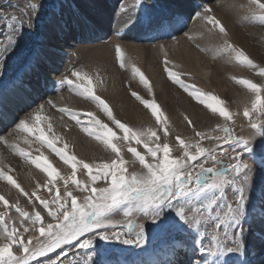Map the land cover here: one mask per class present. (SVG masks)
Segmentation results:
<instances>
[{"label": "snow or ice", "instance_id": "1", "mask_svg": "<svg viewBox=\"0 0 264 264\" xmlns=\"http://www.w3.org/2000/svg\"><path fill=\"white\" fill-rule=\"evenodd\" d=\"M142 3L143 0H133L131 10L122 7L127 14V19L123 20L126 25ZM216 6L243 12L246 20L264 27L262 0H248L247 4L234 0L231 4ZM38 7L39 0H24L13 11L0 9L5 29L0 33V74L6 53L14 47L17 36L25 26L33 27ZM193 20L196 29L184 33V38L201 53L208 55L215 51L216 56L229 58L235 53L238 63L257 71L264 80V67L256 65L243 50L230 43L227 28L216 16L212 3L202 5ZM119 35L117 33L114 49L120 69L127 70L131 65L133 78L138 76L151 95L149 80L126 58ZM217 36L221 43L214 50L198 42L199 39L212 42ZM171 40L173 45L155 46L163 53L162 64L167 77L213 114L218 113L224 118L223 122L207 129L198 128L187 114H182L192 133L183 136L154 100L143 99L129 87L131 95L149 109L155 119L152 126H131L116 118L105 100L94 93L92 76L82 74L79 68H69L58 81L57 92L67 87L69 92L94 103L108 123L92 112L81 114L61 106L59 101L63 97L57 96L26 113L15 127L0 136V144L47 176L43 183L37 181L29 192L7 174L4 170L7 165L0 158V181H6L17 190L12 200L0 194V264H92L95 253L88 250L93 248L97 238L142 247L147 242L145 223L164 229L168 226L166 214L170 213H175L180 222L198 232L196 243L201 253L215 255L242 249L243 229L239 225L250 179L244 174L248 163L243 154L252 150L258 135L264 134V83L232 77L250 93L239 104L252 132L249 136L238 134L229 123L234 113L223 106L225 101L190 86L181 78L190 79V74L174 70L178 66L169 60L168 49L178 40L176 37ZM94 79L97 84L102 81L99 74ZM43 112L47 115H41ZM57 113L65 129L70 127L65 120L68 117L84 134L98 142L102 151L110 152V157L87 161L70 154V144L62 134L53 131ZM170 134H174V143L169 141ZM29 135L35 137L41 148L46 146L63 165L69 166L70 174H62L43 152L33 158L21 148V140L30 143ZM141 146L143 150H138ZM125 150L129 154L127 158L123 154ZM78 166L86 179H78ZM8 171L12 169L8 167ZM228 186L235 192L234 196L226 194ZM41 189L48 192L47 198L39 194ZM21 196L31 205V211L22 206ZM193 264L202 262L196 260Z\"/></svg>", "mask_w": 264, "mask_h": 264}, {"label": "rangeland", "instance_id": "2", "mask_svg": "<svg viewBox=\"0 0 264 264\" xmlns=\"http://www.w3.org/2000/svg\"><path fill=\"white\" fill-rule=\"evenodd\" d=\"M53 1L55 0H39L40 3L37 13H39L41 16L39 14H37V16L41 18L43 15H45L47 13L46 11L49 8V5ZM75 1L77 3L81 2V0H75ZM125 1L127 2L131 0H118V3L120 5ZM12 2H16V4L14 5L11 4V5L19 7L24 3V0H21L22 3L19 0H11L10 3ZM145 2L146 3L141 4L140 8L145 6L147 3H151L150 0H145ZM159 2L161 3L160 5H164V8L167 9V11L159 10L158 11L159 14H157L156 16L157 18L169 19L170 16L180 17L181 15H184L185 19L183 21L184 23L182 22L183 25L181 24L175 30L171 31L169 36L166 38H163L161 40H155L150 44L146 42L143 43L144 47H146L149 44L148 47L152 48L154 54L153 59H148L151 57L147 55H142L141 57L137 56V58L134 59V56H132L133 54L127 55L123 47L126 58L132 61L136 67L138 68L140 67L139 69L141 70V72L149 80L150 87L152 88V94L149 95L145 86L140 83L138 76L133 78L130 65L127 68V70L120 69L119 64L116 60L115 49H113L114 48L113 43H110V46L113 49L112 55H114L113 56L114 61L112 63V67L109 69L106 63L104 70L100 72L102 73L100 75H102L101 83L103 84L104 89H107V85L110 83L112 84L113 82V84L117 86V90L120 89V92L123 91L124 94L126 93L125 94L126 96L128 95L127 97L129 101H131L132 105H135L133 106V108L135 107L137 110V113L133 112L132 114L134 115V118H137V121L131 122L130 120L126 119V117H124L120 112H119L120 114H117L113 103L116 104L118 106V109L123 112L125 110L124 108L125 107L124 101L126 100L125 97L122 96L120 97L119 95H117L118 96L117 97L116 94H114V96L116 97L113 98L114 101L113 103L107 97L106 94L100 97L103 100H105V102L109 105L113 115L116 118L120 119L122 122H127L129 125L134 127L152 126L155 124V119L154 117L151 116L150 110L147 109L143 104H141L135 97L131 95V92L129 91V87L132 89V91H135L143 99L149 101L154 100L160 106L161 110L165 113L166 117L169 119V122L172 125H174L176 129L180 133H182L183 136H191L192 133H191V129L188 128L186 122H184L182 114H187L193 120V122L198 128L207 129L209 127H215L218 122L222 123L224 118L219 117L218 113L213 114L204 105L200 104L194 97L190 96L187 92H185L178 84L173 83L167 77V74L164 71L162 64L163 53L159 52L158 48L155 46L162 43L167 45H172L173 41L171 39L173 37L182 35L181 37H183L182 41H184L183 43L186 45L185 47L191 48L197 53L196 54L197 56L199 57L201 56V58H203L201 59L202 64L204 62L206 63V60L207 61L209 60L208 63H206V66L204 67H207L209 69V72L212 71L213 73H215L216 77H218L221 80L223 84L222 91L218 90L219 92H216L215 90L207 89L205 86H203V84H201L202 79L198 78L199 76L197 75V73L192 72V69H189L190 67L185 62L182 61L183 59H180V57L179 58L174 57V54H172L173 52L172 48H174V46L176 47L177 45L176 43L174 44L173 47H170L171 49H168L169 60L173 61L178 66L174 70L185 74H190V79L187 76L181 77L190 86H195L196 88H199L202 93H210L224 100L225 105L223 106L227 107L230 112L234 113L229 123L234 125V130L238 134H243L246 136V134L242 130L241 124L244 125L245 127H248V121L247 118L243 117V108L240 106L239 101L245 99L246 96L250 95V93H248L247 90L242 85L237 84L236 81L232 79V77L250 79L256 83H264V80H262V78L257 74V71H250L248 68L238 63L235 60V53H232L231 58H229L227 55L223 57L216 56L215 51L209 52L208 55L201 53L191 41L184 38V33H187L190 30L195 31L196 22L193 20L194 14L201 8L202 5L212 3L215 9L216 16L222 21V23L227 28V31L229 33L230 43L233 44L237 49L243 50L244 53L250 59H252L256 65H258L259 67H264V27L260 26L258 23H254V22H250L249 20H246L245 14L243 12L231 11L227 7L216 6L218 3L225 5L231 4L234 2V0H159ZM235 2L239 4H247L248 0H235ZM262 2H264V0H262ZM149 23H151V20L149 21ZM2 24H3L2 26H4V23ZM22 31H24V28ZM114 34L117 36L116 33ZM119 37L126 38L125 33L120 34ZM106 40L107 39L103 37L100 40L93 43L81 41L78 42L77 45L75 43L73 46H70V48L68 47L70 68L72 66L75 68H79L81 69V71L83 70L82 74H84L85 69L81 63V61L83 62L82 59L83 55H81L83 54L82 53L83 51L80 52L81 49L78 47L80 46L82 47L86 45L87 46L98 45L101 43H106ZM198 42L201 45L207 46L213 50L215 49L216 45L221 43L219 36H217L212 42H209L207 39H199ZM31 47L32 44L30 48ZM78 49L80 51H78ZM94 60L95 59L92 60V65H94L93 69H96V67L98 68V66L95 65L94 63H98V62ZM146 60L149 61V63L151 64L150 68H154V69L155 67L157 68L155 70L149 68L150 69L149 70L148 67L150 65ZM150 60L152 61L154 60L155 63L154 62L152 63ZM8 62L11 65H13L14 59H9ZM140 62L142 64H140ZM144 63H147L149 66L147 65L146 68L145 67L146 64ZM153 65L154 66L157 65V66L154 67ZM115 68L118 69L116 71L119 73L112 72L113 70H115ZM149 71L152 73H150ZM110 72H112V74ZM154 72H156L155 75L153 74ZM155 76H158V78L160 79L161 87H164L161 90L162 92L158 91L156 88L157 79H155ZM115 79L117 81V84H115L116 83ZM86 82L87 81L85 80V83ZM217 84L218 83L216 82V79L215 81L212 80L211 87H215ZM124 94L123 96H125ZM83 101L87 108H94L97 111H99L101 114L102 121L108 123L104 113L101 110L97 109L94 103L90 101H86L84 99ZM249 106H250V102H249ZM237 112H239V115H235V113ZM45 113L46 112H44V114ZM44 114L41 113V115ZM45 115H47V113ZM172 115L175 117V120L171 118L173 117ZM86 119L87 118L85 117V120ZM109 126L111 127L112 125L109 124ZM78 130H79V135L81 137V149H80L81 154L78 157L83 158L87 161H90L92 159H86L85 158L86 153L87 155L89 154L94 155V157H98L99 159L101 157L105 159L110 157L111 155L110 152L102 151L101 146L98 144V142L94 141L92 138L84 134L80 130V127L78 128ZM263 139H264V134L261 140L258 141L256 140L252 143L251 151L245 152L243 154V159L246 160L248 163V167L245 169L244 174L249 176L250 179L247 184L246 192H245L246 201L244 204V214L240 220V225H239V227L243 229L242 237H241L243 247L239 252L221 251V252H217L215 255L209 253H201L196 243L197 239L199 238L198 232L195 231L194 229L189 228L186 224L180 222L179 218L175 216V213H170V214H166L168 226L164 229L157 227V225H153L151 222L145 223L144 227L147 233V242L142 247H137L136 245H132V244H124L123 242L117 240H104L97 238L94 241L93 248L88 250L89 252L95 253V255L93 256L92 264H104L103 257H105V259L107 260H110L113 264H117L116 255H118L120 252H122L123 254V259L124 260L127 259L126 261L129 262L130 264H151L152 261L151 259L152 258L157 259L158 257H159L158 259L163 260V264H193V261L196 260H199L203 263V259L207 264H223L224 262L226 264H234L235 260L240 255H244L248 259L249 264H264V140ZM169 141L173 143L175 142L174 134L169 135ZM84 143L88 145L84 146L85 145ZM58 146H62V144ZM42 148L45 149V147ZM24 149L29 153L33 151L27 147H24ZM138 150H143L142 146ZM71 153L73 152L70 151V154ZM123 154L127 158L128 154L126 153V150ZM48 158L51 162H53V164H55L54 166L58 167V169L59 166L63 165L62 162H60L58 158L55 157L54 153H52L51 151ZM29 165L32 166L31 164ZM60 172L64 175L70 174L71 168L67 166V169L65 171H60ZM77 173H78V179H86V176H81V170L79 166L77 168ZM42 181H45V179ZM17 182L20 183L21 186L29 192H31V190L33 189L31 186L25 185L20 181ZM57 183L60 184L61 182L57 181ZM251 190H254L255 193H252ZM12 192H15L17 195L16 189L8 185L6 181H0V194H5L6 198L8 199L9 196L7 195V193H12ZM225 192L230 197L235 195V192H233L231 186L226 187ZM39 194L45 198H47L49 195L45 189H41ZM20 200L22 206H24L26 210L31 211V205L27 203L26 199L23 196L20 197ZM0 208H2V205H0ZM176 239L181 240V245L186 246L187 249L186 247L181 246L182 249H180L177 252L178 248H175L176 252L174 253L176 255V258H174V261L168 263V258L166 257V254H168L171 251L173 243L175 242ZM188 250L192 251L191 255H188L187 253ZM171 254L169 255L170 257L173 255ZM154 255H158V257Z\"/></svg>", "mask_w": 264, "mask_h": 264}, {"label": "bare ground", "instance_id": "3", "mask_svg": "<svg viewBox=\"0 0 264 264\" xmlns=\"http://www.w3.org/2000/svg\"><path fill=\"white\" fill-rule=\"evenodd\" d=\"M10 1L0 0V9L10 12L13 11L12 9L18 8L16 6H13L14 4H16V2L10 3ZM19 1L21 2V0ZM68 1H70L69 5L67 4ZM125 2L119 5L118 0H81V2L78 3L75 0H55L49 5V8L46 11L47 13H43L45 15H43L41 18L37 16V14H39L37 13L38 9L35 10V16L32 22L33 27H24V31L20 32V34L17 36L14 47L11 49V51L6 53V59L3 61V73L0 74V104H3L4 101H12V103L16 106V109L5 116L7 118V121L2 122V125H0V136H4L8 131L15 127L20 118H22L26 113L36 108L39 104H42L45 100L49 98L54 99L57 96L63 97V99L59 101L61 106H66L70 108V110L81 114L92 112L97 116V118L101 119V114L99 111L94 108H87L85 106L83 98L76 96L74 92H69L67 87H65L61 92H57L58 81L62 76L66 74L67 70L70 68L68 47L70 48V46H73L76 40H80L82 36H93L94 38L91 41L97 40V38L101 39L104 35V37L107 39L106 43L78 47L81 49V51L79 49L78 51H83V54H81L83 55V62L81 61V63L85 69L84 74L93 77L94 93L98 96L106 94L112 103L114 102L113 98H115L117 95H119L120 97H125V110L123 112L120 111L118 109V106L113 103L115 110L117 114L121 113L124 117H126V119L130 120L131 122L137 121V118H134V115H132L133 112L137 113V110L135 107L133 108V106L135 105H132L131 101H129L127 97L128 95H125L126 93L124 94L123 91L120 92V89L117 90V86L114 85L113 82L112 84L110 82V84L107 83V89H104L103 84H97L94 79L97 74H102L100 72L104 70L106 63L109 69L112 67V63L114 61V55H112V51L114 48L112 49L110 43H113L114 46L117 42V36L114 33H125L126 38L119 37L118 39L124 47L127 55L133 54L132 56H134V59L137 58V56L141 57L142 55H147L151 57L148 59H153V50L152 48L148 47V45L155 40H161L168 37L171 31L175 30L182 24L185 18L184 15H181L180 17L170 16L169 19L157 18L156 16L157 14H159V10L167 11V9L164 8V5H160L161 3L159 2V0H150L151 3H147L145 6H143L144 9L143 7L138 8L132 18V21L126 25L123 20L127 19V14L122 11V7H127L129 10H131V4L133 1L131 0L127 1L126 3ZM143 3H146L145 0H143ZM150 20L151 24L149 23ZM2 23H4V20L2 16H0V33H3V31L5 30L4 26H2ZM63 30L67 31V36L65 37V39L70 42V45L62 47L58 45L56 46L52 41L60 39L59 35ZM140 31L143 33H145L146 31H151L152 33H154V36H156L157 34H162L166 31L167 35L162 38L160 36H157L156 38H148L143 41L133 40L139 35ZM181 36L176 37L178 43H176V47L174 46V48H172V54H174V57H180V59H183L182 61L190 67L189 69H192V72L197 73V75L199 76L198 78L202 79L201 84H203V86H205L207 89L215 90L216 92L222 91L223 84L221 80L216 77L215 73H213L212 71L209 72V69L207 67H204L209 60H206V63L204 62L205 65L204 63L202 64L201 59L203 58H201V56H197V53L191 48L185 47L186 45L183 43V37ZM132 37L134 38L132 39ZM145 42L149 43L146 46L147 48L144 47L143 43ZM31 44L32 47L30 48ZM52 46L55 48L52 49ZM88 56L89 58H91L89 59ZM9 59H14L13 65L8 62ZM93 59L98 62L94 63L98 66V68L95 66L96 69H93ZM150 61L152 63H155L154 60ZM147 62L150 66L147 63L144 64H146V68L148 65L149 69L151 67V64L149 63V61ZM140 64L142 63L140 62ZM156 68L157 67H155V69ZM116 70L118 69L115 68V70H113L112 72H117ZM112 72L110 73L112 74ZM153 74L155 75L156 72H154ZM155 79H157L156 88L158 91H161L164 87H161L160 79L158 78V76H155ZM215 79L218 83L216 85L217 87L215 86L216 88L211 87L212 80L215 81ZM115 84H117V81ZM17 88H19V90H17ZM26 93L28 94L26 95ZM122 93L125 96H123ZM114 94H116V96H114ZM171 118L175 120L174 116ZM65 120L70 125L68 129H65L62 126V123L59 119V113H57L56 118L53 121V131L58 134H62L65 140L70 144V151H72L77 156H80L81 137L78 130L79 126L76 125L75 121L69 120L68 117H65ZM241 127L246 136L251 135L252 130L250 128L245 127L242 124ZM262 138L263 134L258 135L254 141L261 140ZM34 139L35 137L29 135L30 143L25 144L23 140H21L19 142V146L23 149L24 147H27L33 150L30 153L33 158L40 155L41 152H43L44 155L49 156L51 150H49L46 146L45 149L41 148L40 145L34 141ZM84 144V146L88 145L86 143ZM37 149H39V151H37ZM0 158H3L5 164L7 165V167H5L4 169L7 174L13 176L14 179L24 183L25 185L34 188L37 181L43 183L44 181L42 180L47 179L46 174H44L41 170L37 169L33 165L30 166L29 164L25 163L23 159L13 154L2 144H0ZM85 158L93 159L94 155H87L86 153ZM95 158L97 159V161L99 160L98 157ZM8 167H10L12 171L9 172ZM66 169V165L59 166V171H65ZM251 191L252 193H255L254 190ZM7 195L9 196L8 199L12 200L15 198L16 193H7ZM181 246L186 247L181 245V240L176 239L173 243L171 251L166 254L168 263L174 261V258H176V255L174 253L176 252L175 248H178V252L180 249H182ZM187 253L188 255H191L192 251L188 250ZM170 254L172 255V258L169 256ZM116 256L115 257L117 264H130L126 261L127 259L124 261L122 252H120ZM154 256L158 257V255ZM158 258H152L151 264H163V260H160ZM103 262L104 264H113L110 260L105 259V257H103ZM202 264H207L204 259ZM223 264L226 263L224 262ZM234 264H249V262L244 255H240L235 260Z\"/></svg>", "mask_w": 264, "mask_h": 264}]
</instances>
